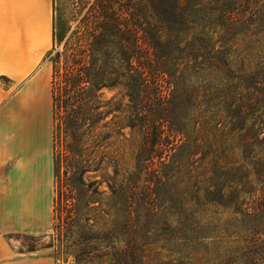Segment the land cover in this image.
<instances>
[{"label":"trees","instance_id":"obj_1","mask_svg":"<svg viewBox=\"0 0 264 264\" xmlns=\"http://www.w3.org/2000/svg\"><path fill=\"white\" fill-rule=\"evenodd\" d=\"M70 4L48 60L72 264H264V0Z\"/></svg>","mask_w":264,"mask_h":264},{"label":"crops","instance_id":"obj_2","mask_svg":"<svg viewBox=\"0 0 264 264\" xmlns=\"http://www.w3.org/2000/svg\"><path fill=\"white\" fill-rule=\"evenodd\" d=\"M52 46L53 0H0V264H54L10 240L53 226Z\"/></svg>","mask_w":264,"mask_h":264},{"label":"rangeland","instance_id":"obj_3","mask_svg":"<svg viewBox=\"0 0 264 264\" xmlns=\"http://www.w3.org/2000/svg\"><path fill=\"white\" fill-rule=\"evenodd\" d=\"M71 10L70 0H53V20L56 22L57 18H66ZM49 64H51L49 60ZM105 97H110L113 94H119V89L108 90L104 89L102 93ZM106 165V166H105ZM104 168L99 174L110 171V166L105 164ZM101 188H104L103 185ZM54 198V196H53ZM55 222V223H54ZM56 224V220L53 221ZM52 229L43 234H16L12 235L11 242L16 251L22 254H48L53 260L54 264H72L73 255L69 253L66 248L63 237L59 236L57 231Z\"/></svg>","mask_w":264,"mask_h":264}]
</instances>
